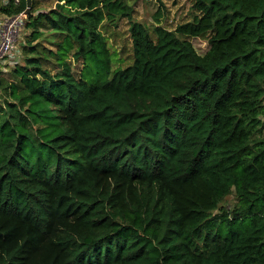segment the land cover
<instances>
[{
  "label": "trees",
  "instance_id": "16d2710c",
  "mask_svg": "<svg viewBox=\"0 0 264 264\" xmlns=\"http://www.w3.org/2000/svg\"><path fill=\"white\" fill-rule=\"evenodd\" d=\"M191 2L174 30L131 23L114 69L100 28L131 20L122 0L28 15L0 104V264H264V0Z\"/></svg>",
  "mask_w": 264,
  "mask_h": 264
},
{
  "label": "rangeland",
  "instance_id": "374dc122",
  "mask_svg": "<svg viewBox=\"0 0 264 264\" xmlns=\"http://www.w3.org/2000/svg\"><path fill=\"white\" fill-rule=\"evenodd\" d=\"M5 0H0V19L2 16L7 15L8 17H14V15L7 14L1 9H8L13 4V0H10L9 5H4ZM33 1V3H32ZM124 3L132 8V18L129 21L126 18H120L115 24L104 23L100 32L105 36L107 41V46L109 49L111 67L114 69L116 67L124 68L132 63L133 52L132 44L129 35V26L131 23H140L147 27L150 35L153 33V27L155 26V21L153 15L157 10L160 11L162 15L160 17V26L167 30H174L179 24L185 23L191 19L193 14L192 2L191 0H122ZM57 0H30L29 13L21 16L22 26L20 33L16 37L17 40L14 41V52L13 57L8 59L7 62H3L0 58V104H3L5 100H9L6 97L4 88L14 81L13 69L15 67H21L24 65V58L28 55L26 53V41L30 38L31 29L26 26L28 20V15L31 13L35 17L39 13H48L53 10L56 6ZM32 4V5H31ZM32 6V7H31ZM44 36L48 35V31L44 28H38ZM195 51L203 55L208 50L207 36L203 37H193L188 39ZM38 48L44 46L45 48L54 51L55 48L50 43H45L43 39L37 40L35 43ZM67 61L71 63L72 71L76 77L80 75L84 70L82 69V62H75L69 56ZM44 65L47 68H52L54 66V61L48 59L44 61ZM83 70V71H82ZM235 203V198L233 194L227 196L222 205L231 206Z\"/></svg>",
  "mask_w": 264,
  "mask_h": 264
},
{
  "label": "built area",
  "instance_id": "2783aa9c",
  "mask_svg": "<svg viewBox=\"0 0 264 264\" xmlns=\"http://www.w3.org/2000/svg\"><path fill=\"white\" fill-rule=\"evenodd\" d=\"M19 0H13V4L17 5ZM4 5H9L10 0H5ZM25 11V10H24ZM24 11L14 14V17L2 16L0 19V58L3 62H7V58L13 57L14 41L20 33L22 26L21 16L24 15ZM13 15V14H11Z\"/></svg>",
  "mask_w": 264,
  "mask_h": 264
},
{
  "label": "water",
  "instance_id": "95a60500",
  "mask_svg": "<svg viewBox=\"0 0 264 264\" xmlns=\"http://www.w3.org/2000/svg\"><path fill=\"white\" fill-rule=\"evenodd\" d=\"M29 8H30V0H26V9H25L26 14L29 13Z\"/></svg>",
  "mask_w": 264,
  "mask_h": 264
}]
</instances>
